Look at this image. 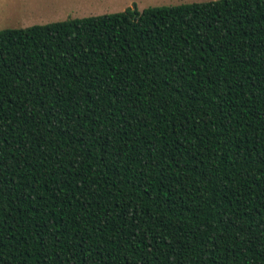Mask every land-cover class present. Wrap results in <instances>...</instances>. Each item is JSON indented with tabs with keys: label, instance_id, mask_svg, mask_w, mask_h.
<instances>
[{
	"label": "trees",
	"instance_id": "trees-1",
	"mask_svg": "<svg viewBox=\"0 0 264 264\" xmlns=\"http://www.w3.org/2000/svg\"><path fill=\"white\" fill-rule=\"evenodd\" d=\"M0 264H264V0L0 30Z\"/></svg>",
	"mask_w": 264,
	"mask_h": 264
},
{
	"label": "rangeland",
	"instance_id": "rangeland-1",
	"mask_svg": "<svg viewBox=\"0 0 264 264\" xmlns=\"http://www.w3.org/2000/svg\"><path fill=\"white\" fill-rule=\"evenodd\" d=\"M210 0H0V30Z\"/></svg>",
	"mask_w": 264,
	"mask_h": 264
}]
</instances>
